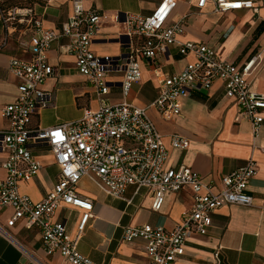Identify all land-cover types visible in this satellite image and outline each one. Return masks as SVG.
Listing matches in <instances>:
<instances>
[{
	"label": "built area",
	"instance_id": "2783aa9c",
	"mask_svg": "<svg viewBox=\"0 0 264 264\" xmlns=\"http://www.w3.org/2000/svg\"><path fill=\"white\" fill-rule=\"evenodd\" d=\"M88 0H72L73 11L58 29L43 28L33 8H0L7 28L31 24L35 33L29 41L31 57L13 58L10 69L19 80L17 98L1 110L7 122L0 129V152L4 175L0 177V212L12 210L6 222L13 227L23 222L27 229L35 228L41 235L42 246L48 255L59 254L71 264H102L79 251V242L88 222L93 217V202L78 193V185L89 179L103 193L123 199L129 186L145 188L152 195V210L162 209L168 193L190 189L193 208L174 228L143 224L127 226L123 239L145 244L148 264H174L184 256L187 237L193 233L207 234L212 227V214L226 205L251 206L248 186L257 174V163L249 159L237 170L222 177V187L215 192L194 170L181 166L165 167L168 148L159 129L148 114L154 107L166 122L181 116L182 99L193 91H208L216 80L224 84L225 96L238 107V119L252 124L254 134L264 121V94L252 89L250 76L261 61L259 55L243 65L221 59L216 51L201 43H179L184 32V19L169 23L176 0H162L149 16L126 12L125 24L128 52L118 56H100L92 45L100 30L102 15L87 8ZM209 3L213 11L253 9L252 0H198V8ZM187 17V16H185ZM67 38L68 51L73 54L76 67L85 76L97 97L99 106L87 110L77 121L51 127H31L32 116L40 110L54 106V95L45 89L46 81L55 74L48 62L51 44ZM178 44L179 52L192 56L193 61L177 73H165L158 66V57L169 47ZM153 67L158 95L150 106H138L124 100L111 104L112 80L120 74L122 96L125 99L132 86L142 79V66ZM188 138L173 133L170 146L187 150ZM41 151L51 155L59 168L57 182L41 201H33L20 190L21 184L33 180L42 168L35 154ZM65 208L80 214L76 233L67 228L66 221L56 218ZM0 232L7 234L0 225Z\"/></svg>",
	"mask_w": 264,
	"mask_h": 264
},
{
	"label": "crops",
	"instance_id": "0c3cea01",
	"mask_svg": "<svg viewBox=\"0 0 264 264\" xmlns=\"http://www.w3.org/2000/svg\"><path fill=\"white\" fill-rule=\"evenodd\" d=\"M162 0H88L85 5L102 15L100 30L92 45L100 56H118L128 52L125 24L126 12L149 16ZM169 23L184 18V32L179 43L193 42L213 48L217 55L238 65L259 55L261 61L250 76L252 89L264 94V0H252L256 10L242 9L218 13L209 3L198 8V0H176ZM0 0V8H2ZM19 8V7H18ZM33 8L43 28L58 29L73 11L72 0H45L35 2ZM187 16V17H185ZM35 33L31 24L7 28L0 12V129L7 126L1 110L18 95L19 80L10 69L13 58L29 59V41ZM68 39L54 41L48 52V62L55 74L46 81L45 89L54 95V106L32 116L31 127H51L74 122L87 110L99 106L89 80L80 74L73 54L68 49ZM192 56L179 52L178 44L169 47L158 57V66L165 73H177L193 61ZM153 67L142 66V79L136 96L124 99L120 74L114 77L107 97L111 104L126 100L138 106H150L158 95ZM148 114L156 124L168 148L165 167H188L202 177L215 192L222 187V177L244 166L251 158L257 163V174L249 183L251 206L226 205L212 214L213 224L207 234L193 233L187 237L184 256L174 264H264V121L259 133L254 134L252 124L238 119L236 103L225 96L224 84L216 80L208 91H193L182 99L181 116L172 122L164 121L154 107ZM264 114V112H263ZM178 133L191 142L187 150L170 146V135ZM42 168L30 182L21 184L20 190L33 201H41L57 182L59 168L51 155L35 151ZM0 152V177L4 175ZM78 193L89 198L94 205L93 217L87 224L79 242V251L91 260L102 264H148L145 244L137 239L126 242L123 231L127 226L151 224L171 229L182 222L194 205L190 189L168 193L160 211L152 210L149 190L129 186L123 199L103 193L89 179L78 185ZM12 210L0 212V264H71L59 254L48 255L42 246L37 229H27L23 222L7 227ZM56 218L66 221L71 234H75L80 220L77 211L62 208Z\"/></svg>",
	"mask_w": 264,
	"mask_h": 264
},
{
	"label": "rangeland",
	"instance_id": "374dc122",
	"mask_svg": "<svg viewBox=\"0 0 264 264\" xmlns=\"http://www.w3.org/2000/svg\"><path fill=\"white\" fill-rule=\"evenodd\" d=\"M30 1H32V0H2L1 4L5 10H8V9L14 8V7L20 8L21 6H24V7L33 6L34 3L32 5H30V3H31ZM37 1H42V0H37ZM43 1H45V0H43ZM135 84H138V83H135ZM135 84L132 86L131 91L127 97L129 101H131L132 98L134 96H136L138 86Z\"/></svg>",
	"mask_w": 264,
	"mask_h": 264
},
{
	"label": "trees",
	"instance_id": "16d2710c",
	"mask_svg": "<svg viewBox=\"0 0 264 264\" xmlns=\"http://www.w3.org/2000/svg\"><path fill=\"white\" fill-rule=\"evenodd\" d=\"M30 2H31L30 5H32V4L35 3V2L44 3L43 0H42V1L32 0V1H30ZM1 7H2V6H1ZM21 7H24V6H21ZM2 9H4V8L2 7Z\"/></svg>",
	"mask_w": 264,
	"mask_h": 264
}]
</instances>
